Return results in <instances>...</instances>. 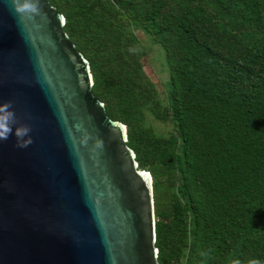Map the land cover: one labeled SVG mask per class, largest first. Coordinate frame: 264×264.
<instances>
[{
    "label": "trees",
    "instance_id": "1",
    "mask_svg": "<svg viewBox=\"0 0 264 264\" xmlns=\"http://www.w3.org/2000/svg\"><path fill=\"white\" fill-rule=\"evenodd\" d=\"M49 1L153 178L159 264L264 262V0Z\"/></svg>",
    "mask_w": 264,
    "mask_h": 264
},
{
    "label": "water",
    "instance_id": "2",
    "mask_svg": "<svg viewBox=\"0 0 264 264\" xmlns=\"http://www.w3.org/2000/svg\"><path fill=\"white\" fill-rule=\"evenodd\" d=\"M39 8L0 0V103L32 136L0 141V264H159L153 178L93 94L64 16Z\"/></svg>",
    "mask_w": 264,
    "mask_h": 264
},
{
    "label": "clouds",
    "instance_id": "3",
    "mask_svg": "<svg viewBox=\"0 0 264 264\" xmlns=\"http://www.w3.org/2000/svg\"><path fill=\"white\" fill-rule=\"evenodd\" d=\"M40 0H13V7L17 12L38 13ZM11 100L0 103V141H5L9 136H15L19 147H26L32 143L31 127L25 123H18V117ZM252 264H264L254 260Z\"/></svg>",
    "mask_w": 264,
    "mask_h": 264
},
{
    "label": "rangeland",
    "instance_id": "4",
    "mask_svg": "<svg viewBox=\"0 0 264 264\" xmlns=\"http://www.w3.org/2000/svg\"><path fill=\"white\" fill-rule=\"evenodd\" d=\"M137 35L140 37L142 43L148 46L147 39L144 35L137 31ZM149 53L151 56V61L149 64L144 66V71L147 76L156 84L160 93L163 92L165 80L168 78V70L161 65L162 53L160 49L156 46H149ZM162 129V128H158Z\"/></svg>",
    "mask_w": 264,
    "mask_h": 264
}]
</instances>
